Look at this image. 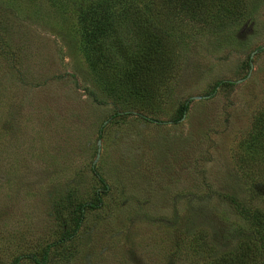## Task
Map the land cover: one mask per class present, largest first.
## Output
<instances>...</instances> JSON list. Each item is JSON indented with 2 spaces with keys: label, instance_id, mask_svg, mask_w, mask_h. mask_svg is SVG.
<instances>
[{
  "label": "rangeland",
  "instance_id": "1",
  "mask_svg": "<svg viewBox=\"0 0 264 264\" xmlns=\"http://www.w3.org/2000/svg\"><path fill=\"white\" fill-rule=\"evenodd\" d=\"M104 1L114 22L90 36L80 16ZM151 1L168 51L142 100L125 56L142 47L133 14L148 0H0V264L46 248L44 264H205L246 228L225 195L264 208L248 137L264 109V0L185 13ZM220 81L232 85L209 96ZM97 190L98 208L53 246L74 227L70 205Z\"/></svg>",
  "mask_w": 264,
  "mask_h": 264
},
{
  "label": "trees",
  "instance_id": "2",
  "mask_svg": "<svg viewBox=\"0 0 264 264\" xmlns=\"http://www.w3.org/2000/svg\"><path fill=\"white\" fill-rule=\"evenodd\" d=\"M156 1V0H154ZM104 1L102 3H99L96 7L93 5L89 6V9H87L82 16H80V23L82 25L83 31L85 33L89 34L90 36L93 35V30L91 28L95 27L98 28L103 34L102 28H100L99 25L103 24L105 22H111L113 24L114 22V15L108 14L107 10L108 7L105 6ZM153 2L151 0H148V7L146 10L142 11L140 10V7H136L134 11V29L137 32L139 36L142 35L143 37V43L142 47L137 49L136 57L132 56H125L128 61L133 63L134 68H140V79L138 78L134 82L131 83V86L128 88L131 91L128 92V94H134V95H142V100L147 99L150 97V93L148 92V86L153 81H157L156 73L154 72V68L157 66H160L161 64L158 63L159 60H161V56L164 52H166V46L162 39L163 36L160 34V32L151 26H148V22H146L145 17L148 14V11L150 12V9L153 11L154 6L152 7ZM219 3L225 8H232L234 9L235 6H237L239 3H242V0H219ZM175 5L178 8L179 11H182L185 13L187 9H194L197 11V8L201 5L200 0H176ZM206 5V4H205ZM204 5V6H205ZM99 9V10H98ZM94 13L92 17H89L88 14ZM118 11H117V13ZM150 14V13H149ZM199 15V13H197ZM193 15V13H192ZM113 17V18H112ZM89 18V19H87ZM112 18V19H111ZM107 23V24H108ZM144 23V24H143ZM111 24H108L111 25ZM89 36V37H90ZM264 49L259 48L258 51L262 52ZM168 51V50H167ZM251 59V58H250ZM138 84V86H137ZM232 85L230 81H220L215 83V85L212 88V92L209 93V96L212 95L216 89L220 87H227ZM188 104L189 101H186L180 108L179 111V117L178 119H174V123L178 122L182 119V117L185 115V113L188 110ZM117 115V114H116ZM253 130H255V134L252 137V134H250V147L253 146L254 153L259 155L263 154L261 158L257 159L255 154L254 156L250 155L251 160H258L257 165L261 164L263 166V169H261L259 174L263 173L264 177V109L261 110L254 118L253 121ZM252 149V148H251ZM261 152V153H259ZM253 155V154H252ZM261 160V161H260ZM93 173L97 177L98 181L103 185L101 190L106 193L108 192V187L105 184L104 180L100 178L98 173H96L95 168H92ZM254 175V173H253ZM252 175V179L254 176ZM101 197H99L98 190L95 192V196L93 199V202L91 203H79L76 205H70L71 207V213L73 214L74 219V227L72 230H68V227L66 226V229L62 232V237L60 240L53 243V246H56L58 244H61L64 241L71 240L74 238L75 233L78 231L79 226L84 218V210L85 208H89V210H95L98 208V206L101 204ZM225 199H227L232 207L237 211L239 214V217L244 220L246 228H243L242 226L237 225L236 233H235V239L237 238L236 247L232 248L230 253L222 255L218 259H211L209 256L213 254V252H210L207 254V257L211 260H208L205 262V264H264V208H251L246 205H244L242 202H240L237 198L229 195L224 196ZM262 200L264 202V195L262 197ZM264 207V205H263ZM65 228V224H64ZM47 250L46 248L44 252V256L41 261L36 260L35 257L32 258L33 262L38 264L42 263L44 264L46 262V256H47ZM18 260L16 259L13 264H18Z\"/></svg>",
  "mask_w": 264,
  "mask_h": 264
},
{
  "label": "water",
  "instance_id": "3",
  "mask_svg": "<svg viewBox=\"0 0 264 264\" xmlns=\"http://www.w3.org/2000/svg\"><path fill=\"white\" fill-rule=\"evenodd\" d=\"M253 55H254V54L252 53L250 58H252Z\"/></svg>",
  "mask_w": 264,
  "mask_h": 264
}]
</instances>
